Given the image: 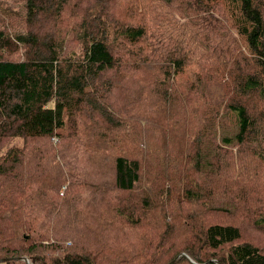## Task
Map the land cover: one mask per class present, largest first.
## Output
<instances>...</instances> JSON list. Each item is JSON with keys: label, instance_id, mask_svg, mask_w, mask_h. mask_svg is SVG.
Instances as JSON below:
<instances>
[{"label": "trees", "instance_id": "16d2710c", "mask_svg": "<svg viewBox=\"0 0 264 264\" xmlns=\"http://www.w3.org/2000/svg\"><path fill=\"white\" fill-rule=\"evenodd\" d=\"M263 172L264 0H0V264H264Z\"/></svg>", "mask_w": 264, "mask_h": 264}, {"label": "rangeland", "instance_id": "374dc122", "mask_svg": "<svg viewBox=\"0 0 264 264\" xmlns=\"http://www.w3.org/2000/svg\"><path fill=\"white\" fill-rule=\"evenodd\" d=\"M207 3L209 5V2H207ZM16 5H20V4L18 3ZM208 9H210V6ZM82 13H83L82 10H80L78 12V14H82ZM72 15L73 14L70 12V9H67L65 12H63L62 17L65 20L67 17L72 16ZM209 15H211L212 18H214V19H218L220 14L218 15V13L211 11V12H209ZM173 16L180 24L186 23L188 20L187 18L180 19L175 13H173ZM199 16H204V12H200ZM4 20L6 22V19H4ZM222 23L226 27V29L228 30V31H223L224 34L222 35V37L231 38V39L237 38L236 32L234 31L232 24L227 19H222ZM6 24H7V22H6ZM70 28H72V25L70 26ZM18 31L22 32L20 29H18ZM184 37L187 39L190 38L188 36H184ZM230 134H231V131L226 129L222 133V136L223 135L228 136ZM263 174H264V172H263ZM246 197H247V204L245 205V208L246 207L251 208V209H257L258 208V209H261L262 211H264V208L262 207L264 204V178L254 182V184L252 186V191L250 192L249 195H246L244 199H246ZM224 209H228V207L225 206ZM241 211L244 215L248 213L246 210H241ZM244 215H242V216H244ZM220 216H221V218L219 217L218 219L213 221V224L214 223H217V224L234 223L235 224L239 220L237 218L236 214L234 215V218L237 221H235L234 219H229V217L224 213H221ZM242 232L244 234L245 241L251 242V243H256V245H258L260 248L264 245V235L263 234L255 233L254 231L250 230L249 228H242Z\"/></svg>", "mask_w": 264, "mask_h": 264}, {"label": "water", "instance_id": "95a60500", "mask_svg": "<svg viewBox=\"0 0 264 264\" xmlns=\"http://www.w3.org/2000/svg\"><path fill=\"white\" fill-rule=\"evenodd\" d=\"M184 256H185V255H184ZM185 257H186V256H185ZM19 260L23 261L25 264H29V261H28L26 258H21V259H19ZM175 261H176V259L173 260V261H172L171 263H169V264H174Z\"/></svg>", "mask_w": 264, "mask_h": 264}]
</instances>
